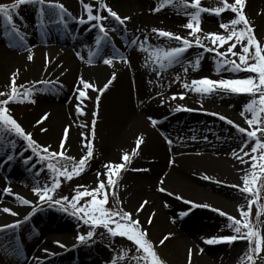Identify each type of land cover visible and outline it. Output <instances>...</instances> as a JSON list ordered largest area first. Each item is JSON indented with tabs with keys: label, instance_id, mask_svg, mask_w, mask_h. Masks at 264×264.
I'll list each match as a JSON object with an SVG mask.
<instances>
[{
	"label": "bare ground",
	"instance_id": "obj_1",
	"mask_svg": "<svg viewBox=\"0 0 264 264\" xmlns=\"http://www.w3.org/2000/svg\"><path fill=\"white\" fill-rule=\"evenodd\" d=\"M208 1L202 0V6L206 7ZM84 2L93 4L96 14L100 0ZM104 2L121 17L131 19L124 25L110 17L105 20L108 37L99 45L96 41L100 33L93 27L95 22L80 24L78 21L81 16L86 19L81 0H45L43 6L39 3L20 6L13 22L25 37L23 46L17 42L18 37L6 34L9 26L0 16V31L4 32L0 35V82L11 80L12 73L19 70L17 83L31 88V99L35 101L22 102L28 108L22 122L38 144L50 146L52 151L59 150L63 130L68 127L67 153L80 158L84 154L82 140L91 138V121L96 119L94 155L82 173L84 182L97 180L96 173L103 172L106 163L120 162L122 154L130 153L135 140L142 135L145 142L139 154L119 176L123 187L119 198L122 207L136 213L141 225L151 230L154 239L158 237V243L171 234L173 239L164 246L166 254L173 253V257L187 261V251L192 249L191 264H215L225 257L239 261L242 240L231 244L205 243L206 239L218 237L213 235V230L221 227L220 222L226 217L218 212L206 217L193 212L210 209L194 205H210L239 218L238 205H247V200L232 187L242 186L241 178L249 167L232 155L233 151L243 155L239 150L245 137L219 116L248 128L240 113L251 98L219 91L201 95L183 85H191L193 80L205 77L212 80L246 77L229 71L217 72L211 64L213 58L215 61L219 57L195 46L182 55L179 63L166 69H160L153 62L150 58L153 49L175 47L179 42L159 37L152 29L187 36L190 30L183 25L188 20L185 11H193L191 8L185 10L179 5H165L159 11H153L162 0ZM247 2L248 16L264 34V0ZM11 3L14 0H0V4ZM50 3L63 4L71 15L61 17L58 9L47 7ZM99 14L105 15V11L100 10ZM44 20L50 22L48 26L44 25ZM141 43L147 51L140 48ZM30 53L33 55L31 61L27 59ZM198 57L199 67L194 68ZM108 58L113 60L111 65L103 62ZM113 73L116 79L101 96L99 108L95 101L99 93L89 89L87 95L91 99L84 101L85 114L79 115L76 112V87H82L79 78L101 88ZM174 94L176 99H172ZM180 94H184L183 99L179 98ZM177 109H192L194 113ZM93 112H98V116L93 117ZM45 113L49 118L37 124ZM245 116L250 118L251 113L246 112ZM149 117L158 123L153 126ZM41 128L47 131H41ZM166 138L172 141L171 145ZM261 139L264 140V136ZM253 143L249 142L245 151H250ZM32 154L23 139L0 138V209L8 207L18 213L13 216L0 211V229H4L0 231V264H113L120 256V249L107 233L96 229L91 240L80 243L72 231L80 226V221L60 206L41 202L32 192L33 187L49 186L51 179L33 159L24 163ZM205 176L210 179H204ZM160 187L166 191L160 192ZM4 188H10L11 194L3 192ZM188 194L191 196H186ZM17 195L31 203L21 204ZM145 200L149 203L137 213ZM53 208L56 211L48 216L47 224H41L44 220L42 211ZM152 213H155L154 217ZM191 217V223L183 227L184 221ZM150 218L151 224L147 222ZM261 221H264V215ZM17 223V227H4ZM260 262L264 264V260Z\"/></svg>",
	"mask_w": 264,
	"mask_h": 264
},
{
	"label": "snow or ice",
	"instance_id": "obj_2",
	"mask_svg": "<svg viewBox=\"0 0 264 264\" xmlns=\"http://www.w3.org/2000/svg\"><path fill=\"white\" fill-rule=\"evenodd\" d=\"M219 6L215 7H203L202 0H162L159 7L153 9V11H159L165 5L174 6L179 5L183 9L191 8L193 11L185 14L188 16L187 23L183 25L184 28L190 30L187 36H180L169 31L162 29L153 28L152 32L156 33L159 37H165L170 41L179 42L178 46L168 47L166 49L155 48L150 53V58L153 62L159 66L160 69H166L174 63H179L182 55L192 47H199L206 52H214L218 57L222 59L217 61V72L229 71L233 73H248L246 78L236 79H220L212 80L209 78H201L193 80L191 85L184 84L183 87L190 89L201 95H209L215 92H224L236 95H248L252 97L240 115L245 117V122L248 128L241 127L234 124L230 119L220 115L219 119L226 121L229 125H233L236 130L245 139L241 142L240 155L237 151H233V157L238 160L241 164L249 165L244 170L242 176V186L232 185L236 188L241 195L247 200V206L238 205L237 210L239 218H236L228 213L220 210L213 209L218 212L220 216L226 217L228 221L227 227L232 230L231 235H223L219 237H212L205 240V243L218 244L222 242L233 243L237 240L247 241V251L244 254L242 264H257V259L264 260V231H262L261 225L264 221L260 220V217L264 215V204L260 203L261 194L264 192V140L261 139L264 136V42L260 41L256 37V30L252 25V22L248 19L245 14L246 0H218ZM39 3L45 5V0H14L11 4H0V16L3 17L5 23L9 26L7 35H14L18 37V43L22 45L25 37L21 34L17 25L13 22V16L22 5ZM81 4L84 12L86 13V19L84 16L78 18L80 24H87L89 22H95L93 27L99 29L100 38L96 41L99 45L102 40L107 39L108 30L104 26V21L112 18L117 21L120 25H124L126 21L130 20L131 17H121L116 11L104 2L100 0L96 14H94V6L90 3H85L81 0ZM50 9H58L59 15H71L67 12L63 4L50 3L47 5ZM100 10H103L107 15L99 14ZM230 11L234 14V18L228 22H222L219 24V28L223 32L212 31L204 33L201 28V16L204 13L221 16V14ZM41 12H44V8H41ZM240 26V27H238ZM191 37V39H190ZM210 42L211 47H208L204 41ZM132 43H136L135 40ZM239 45V51L237 46ZM140 48L147 51L144 44L141 43ZM225 49L221 51V49ZM233 57L235 59H233ZM29 61L33 59V55L30 53L27 57ZM239 61V62H237ZM106 65H111L113 60L111 58L104 59ZM127 63V59H124ZM200 57H198L193 67L198 68ZM187 72V69H185ZM19 70L15 71L11 75L10 91L0 92V138L8 137L9 134H14L16 137L22 138L27 142V147L38 157V163L44 164L46 162L47 170L52 173L51 186L47 184L43 186H36L32 188V192L39 198L41 202H50L51 204L60 205L61 210L67 212L71 209L73 216H78L85 224L90 226V229L86 235H79L77 240L80 243H85L91 240L95 231L98 228H103L111 237H123L128 241L132 242L135 246L136 252L141 255L132 257L137 261V264H164V261L158 255L153 242L148 238L147 231L142 227L139 219L134 218L133 213L125 211L120 201L117 199L116 188L118 186V179L123 171L128 169V166L132 162V158L139 154L141 146L144 144V137L141 135L135 140V147L131 152H124L120 158V162L106 163L103 168V172H97V183L96 187L89 189L85 185H77L75 194L69 199L67 196H63L60 199H54V193L61 185V178L66 180H72L74 177L81 175L87 168L89 161L94 155V143L95 138V125L96 119L91 121V132L90 137H84L82 140V147L84 154L77 160L75 157L68 155L66 144L69 138V128L65 127L63 135L60 140L59 150L52 151L50 146H42L33 139L31 132L25 130V128L19 123L12 115L9 105L11 103H22L25 101L35 103L31 99L32 89L24 88L23 85L17 83V76ZM159 74V73H157ZM116 79V74L113 73L111 78L101 88H96L93 83L84 80L82 77L79 78V85L77 86L76 92L78 95L76 99L78 101L76 105V112L79 115H84V101L91 99L87 95V90L91 89L98 92L99 94L95 97L96 107L99 108V102L101 96L109 89L110 85ZM21 89H24L21 91ZM177 96L174 94L172 99H176ZM180 99L184 98V94L179 95ZM187 110L192 109H177ZM251 113V117L245 116V113ZM93 117L98 116V112L92 113ZM213 115H218L213 113ZM49 118V114L45 113L37 124H42ZM149 120L153 126L158 121L149 117ZM251 129V130H249ZM41 131H47V129L41 128ZM169 145L172 144L170 139H167ZM254 141L250 151H245L248 147L249 142ZM248 157V159H245ZM11 160L12 156H8ZM32 157L25 159L24 163L28 164ZM69 164L71 168L69 170ZM35 167V165H33ZM43 171V169H41ZM137 171H148V169H137ZM103 177V179H101ZM204 179H210L205 176ZM164 180L161 179L160 184L163 185ZM219 183V181H217ZM160 192H165L164 187L158 189ZM5 193L11 194L10 188H4L2 190ZM171 195V193H169ZM115 202L112 208L108 207L109 197ZM181 198V197H178ZM16 199L23 205H29L31 201L26 198L16 196ZM63 201V203H61ZM83 201V202H81ZM187 203H191L186 201ZM149 202L147 200L142 201L136 212L143 211L145 206ZM257 206L256 223H253L251 219L252 207ZM167 206V205H166ZM211 207L210 205H194ZM4 213L16 216L18 213L8 207L0 209ZM35 211V209H33ZM186 215V213H182ZM155 213H152V217ZM28 219V217H25ZM149 224L152 223V219H148ZM15 225H5V228L17 227ZM4 229H0L3 231ZM170 235H165L160 240V244H164L170 238ZM57 244L60 247H64L63 244ZM202 252L203 249H200ZM127 256L125 252L120 256L123 260ZM192 249L188 250L189 264H191ZM113 264H117L116 260H113Z\"/></svg>",
	"mask_w": 264,
	"mask_h": 264
},
{
	"label": "rangeland",
	"instance_id": "obj_3",
	"mask_svg": "<svg viewBox=\"0 0 264 264\" xmlns=\"http://www.w3.org/2000/svg\"><path fill=\"white\" fill-rule=\"evenodd\" d=\"M229 2L231 3L232 0H229ZM215 6H219L218 0H209L208 1V5L206 7L211 8V7H215ZM247 8H248V2L246 0L245 14L247 15L248 19L252 22V20L248 16ZM105 15H107L106 12H105ZM233 18H234V14L231 13L230 11L221 14V16H216V15L204 13L201 16V28H202V30H203L204 33L212 32V31L223 32V30L219 28V24L222 23V22H228V21H230ZM49 23L50 22L48 20H44V25L48 26ZM252 25L254 26V28L256 30V37H257V39L260 40V41H262V42H264V34L255 27V25L253 24V22H252ZM238 27H240V26H238ZM2 34H4V32L3 31L2 32L0 31V35H2ZM204 43L208 47H211V44H210L209 41L205 40ZM196 48H199V47H196ZM224 50L225 49H223V48L221 49V51H224ZM236 50L239 51V45L237 46V49ZM207 53H212L214 56L216 55V53H214V52H207ZM220 59H222V58L219 57L218 60H220ZM233 59H235V58L233 57ZM218 60H215L214 61V58H213V62H212L213 64H211V67L213 66L212 67L213 69L214 68L217 69V61ZM237 62H239V61H237ZM235 75L236 76H239V77H242V76H245L246 77L249 74L248 73L241 72V73H235ZM10 84H11V80H6L5 82H0V92L10 91ZM3 98L4 97H0V99H3ZM249 98L252 99V97H250V96H249ZM9 108H10V111H11L12 115L15 117V119L19 123H21V125L25 128L26 131H28V129L26 128L25 124H23V122H22L23 115L28 111V108L26 107V105H24L23 103H19V102L18 103H11L9 105ZM191 113H194V112L193 111H188V114H191ZM8 138H10V139L11 138H13V139H22L20 137H16L14 134H9ZM32 157H33L32 158L33 161H36L35 164H37L41 169H43V171H46L50 175V177H52V173H50L47 170V168H46V162L44 164L38 163L37 162L38 161V157L35 154H32ZM75 158L77 160L79 159L77 157H75ZM68 166H69V170H70L71 164H69ZM123 172H125V171H123ZM101 179H103V178H101ZM119 179H120V177H119ZM119 179H118V186L116 188V194H117V199L118 200H119V198L121 196V192L123 191V187H122ZM51 183H52V179H50L49 186H51ZM96 183H97V180H95L94 182H84L83 181L82 174L79 175V176H77V177H74L72 180H66L64 178H61V185L56 190V192L54 193V196L56 197V199H60L63 196H67V197H69V199H71V197L75 194V190H76L77 185H85L89 189H91V188L96 187ZM186 196H191V195L188 194ZM81 202H83V201H81ZM61 203H63V201H61ZM114 203L115 202L112 200V198L110 196L109 197V202H108V207L109 208H112L114 206ZM260 203L261 204H264V192H262V194H261ZM50 204L51 203L49 202V205ZM214 204L215 203H213V205ZM57 206L59 207L60 205H57ZM214 206H216V205H214ZM44 209H46V208H44ZM213 209H216V208H214V207H210V209L209 208L208 209L207 208H201L200 210H196V212H193V213L194 214H197L199 216H203V217L205 216L206 217V216L212 215V214L215 215V212L216 211H213ZM38 210L41 211L43 209H38ZM257 210H258L257 209V206L254 204L253 207H252V213H251V219H252L253 223H256V213H257ZM54 211H56L55 208H53L52 210H48V209L47 210H43L41 215H42V217H44V220L41 221V224H43V223L44 224H47V218H48V216L50 214H52ZM67 212L68 213L70 212L69 214L71 215V209L69 211H67ZM132 213H133L134 218H137L138 219V216L136 215V213H134V212H132ZM262 216L260 217V220H262ZM73 217L76 218V219H78L80 221V226L78 228H76L75 230H72L73 233H75L77 237L79 235H86V233L89 230H91L90 229V226L88 224H85L83 222V220H81L78 216H73ZM192 220H193L192 217L190 219H186L184 221L183 227L185 225L186 226L189 225ZM227 225H228L227 219L221 221L219 226H221L223 229H221V227L214 228L213 235H216V236L219 237V236H223V235H231V234H233L232 233V230L229 229L227 227ZM143 228L147 231L148 238L153 242V244L155 246V249H156L158 255L164 261V264H189V259H187V261H186L185 258L182 259L180 257L178 258L177 256L176 257H173V255H172L173 253L171 254V253L168 252L166 254V251H165L166 249H164V246L166 244L168 245L173 238H169L167 241L164 242V244H160V243L157 242V240H158L157 238L158 237L156 239H154L152 237L151 230H148L145 227H143ZM261 228H262V231H263V224L261 225ZM98 230H101V231L107 233L106 230H104L103 228H98ZM107 235L119 247V249H120V256L123 255L125 252L127 253L126 258L123 259V260H121L120 259V256H119V258L116 260L117 261V264H137V261L134 260V259H132V257L137 256V255H141V254L136 252L135 246L132 244V242L128 241L126 238H123V237H119V236H117V237H111L108 233H107ZM240 244L242 245L243 249H242V256H241V259L239 261L238 260H235L233 258L225 257L221 261H219V263H215V264H242V260H243V257H244L245 252L247 251L248 245H247V241H244V240L240 241ZM185 248H186V245H185ZM185 248H184V252L186 253ZM185 253H184V255H185ZM257 264H261V262H260L259 259H257Z\"/></svg>",
	"mask_w": 264,
	"mask_h": 264
}]
</instances>
